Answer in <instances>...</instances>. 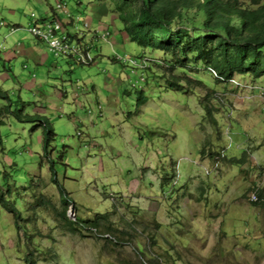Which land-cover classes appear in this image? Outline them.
I'll return each instance as SVG.
<instances>
[{"label": "rangeland", "instance_id": "rangeland-1", "mask_svg": "<svg viewBox=\"0 0 264 264\" xmlns=\"http://www.w3.org/2000/svg\"><path fill=\"white\" fill-rule=\"evenodd\" d=\"M59 2L63 32L82 33L91 64L46 51L48 67L14 58L2 71L4 34L19 25L30 39L29 25L57 17ZM123 26L109 0H0V193L19 217L0 202V264H139L138 244L157 264H264V70L217 83L192 67L194 90L184 93L156 74L171 56L130 42ZM142 54L152 67L143 74L118 58ZM206 91L216 129L199 104ZM38 117L52 123L51 169ZM63 211L70 220L109 212L131 239L108 252L100 232L68 233ZM127 211L140 222L134 232L119 219Z\"/></svg>", "mask_w": 264, "mask_h": 264}, {"label": "trees", "instance_id": "trees-1", "mask_svg": "<svg viewBox=\"0 0 264 264\" xmlns=\"http://www.w3.org/2000/svg\"><path fill=\"white\" fill-rule=\"evenodd\" d=\"M109 1L111 6H115L124 25L123 31L130 42L138 44L142 48H149L150 51H160L171 56V59L164 58L162 62L160 68L164 69L163 72L156 73L160 78H164L171 88L184 89V93L188 91L192 93L194 84L190 81L188 74H194L190 68H199L200 65L213 74L217 83L231 79L235 72L251 74L256 77L264 70V0H244L243 3H240L239 0ZM106 30L111 33L110 29ZM68 36L72 39L76 38V35H71L69 32ZM123 57L127 58L123 61L124 64L115 57L112 61L126 65L130 62L128 59H133L134 63L130 62L129 64L131 72L143 74L152 71L147 57L143 54L139 58L127 55ZM153 61L157 60L153 59ZM158 64L160 62L155 65ZM175 71L178 73H174ZM141 79L143 80L142 77ZM194 81L195 84H201L198 79ZM0 97L7 101L5 92L1 89ZM211 102L214 106L210 93L206 91L199 102L204 110V116L206 107H211ZM5 108L7 111L8 108ZM207 115L209 124L216 129V119L211 114ZM38 118L39 124L43 127V156L48 159L53 152L51 143L55 135L51 120L44 117ZM64 157L61 152L57 160L62 163ZM47 159V164L51 169L49 159ZM69 161L65 164L67 167H70ZM54 174L52 171V180L56 184ZM6 194L10 195V191L7 190ZM257 197L256 201L252 202L253 205L256 204ZM8 198L4 193H0L2 207L9 213L15 214V218L19 219L14 206L15 201H9ZM65 199L63 196L61 201L64 205L63 208L66 207L67 199ZM109 212L118 215L117 209H111ZM109 212L97 213L92 219H83L77 216L74 220H70L66 218L64 211L58 215L63 216V227L71 235L81 234L82 230H92L91 233L100 232L99 238L104 241L105 248L109 245L106 251L110 252L113 251L114 246H118L119 242H129L131 234L129 231H120L115 227L109 220ZM130 212L122 213L119 219L121 218V222L134 232L135 228L132 226L141 227V225L139 221L127 219ZM15 224L17 229L21 228L17 223ZM86 224L87 226H85ZM125 237L129 239H125ZM137 249L140 254L137 255L139 264H157L161 261L160 256L146 254V252L154 253L139 247V244ZM141 258L144 261H141ZM120 264L137 263L121 261Z\"/></svg>", "mask_w": 264, "mask_h": 264}, {"label": "built area", "instance_id": "built-area-1", "mask_svg": "<svg viewBox=\"0 0 264 264\" xmlns=\"http://www.w3.org/2000/svg\"><path fill=\"white\" fill-rule=\"evenodd\" d=\"M57 17L48 20L35 19L34 23L29 25L28 31L30 34L39 41L46 44L51 53L57 56H66L74 60L77 64H91V56L87 50V46H83L74 40H71L66 32H63L60 23L58 22V15H66L69 17V13L65 10V6L62 2H59L54 9ZM72 21V20H71ZM83 30L90 28L89 22L84 20L82 22ZM103 38L110 37V33L105 30L102 34ZM120 59L127 60L126 57H118ZM117 59V58H116ZM134 63V62H132ZM252 198L256 201L255 194H252Z\"/></svg>", "mask_w": 264, "mask_h": 264}, {"label": "crops", "instance_id": "crops-1", "mask_svg": "<svg viewBox=\"0 0 264 264\" xmlns=\"http://www.w3.org/2000/svg\"><path fill=\"white\" fill-rule=\"evenodd\" d=\"M40 2V0H37ZM60 15H58L59 17ZM91 25L93 21L90 19L87 20ZM101 21V20H99ZM4 25V24H3ZM12 30H9L8 33H5V41L10 45V51L8 54L4 55L1 58L2 62V71H10V63L14 61V58H21L24 64L31 63L34 66L41 65L43 67L50 66V56L46 55V51H49L46 44L39 41L38 39L31 36L30 39H26L25 33H23L19 25L10 27ZM96 30V29H95ZM118 30V29H117ZM93 35L96 37L98 33L93 32ZM116 37L119 38L118 31L116 32ZM121 38V37H120ZM123 41V39H121ZM89 50V48L87 47ZM50 52V51H49ZM12 54L14 57H12ZM71 62V61H68ZM27 65V64H26ZM25 65V66H26ZM9 66V68H8ZM24 66V67H25ZM65 96V93H63Z\"/></svg>", "mask_w": 264, "mask_h": 264}, {"label": "clouds", "instance_id": "clouds-1", "mask_svg": "<svg viewBox=\"0 0 264 264\" xmlns=\"http://www.w3.org/2000/svg\"><path fill=\"white\" fill-rule=\"evenodd\" d=\"M37 19H39V18H37ZM70 22L72 23V21H71V19H70ZM90 24V23H89ZM84 31H90V28L88 29V30H84ZM96 33H98V31L97 30H94ZM83 32V31H82ZM67 34H68V32H66ZM82 33H76L75 35H76V38H75V40L77 41V42H79L80 43V37L81 36H83V35H81ZM111 35V34H110ZM32 36V35H31ZM98 36V35H97ZM84 37V36H83ZM70 38V37H69ZM71 40H74V38L72 39V38H70ZM86 45V44H85ZM88 50V49H87ZM89 51V50H88ZM90 54V53H89ZM70 59V58H69ZM70 61H72V59H70ZM79 65H81V64H79ZM83 65V64H82ZM87 65H89V64H87Z\"/></svg>", "mask_w": 264, "mask_h": 264}]
</instances>
